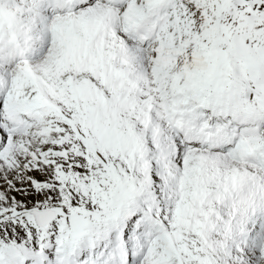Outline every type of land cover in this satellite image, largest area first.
Masks as SVG:
<instances>
[{
	"label": "snow or ice",
	"instance_id": "6c2138e0",
	"mask_svg": "<svg viewBox=\"0 0 264 264\" xmlns=\"http://www.w3.org/2000/svg\"><path fill=\"white\" fill-rule=\"evenodd\" d=\"M0 264H264V0H0Z\"/></svg>",
	"mask_w": 264,
	"mask_h": 264
}]
</instances>
